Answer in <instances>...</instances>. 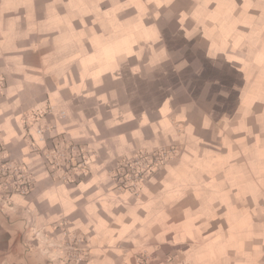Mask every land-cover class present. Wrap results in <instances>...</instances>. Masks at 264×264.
Segmentation results:
<instances>
[{"label":"crops","instance_id":"0c3cea01","mask_svg":"<svg viewBox=\"0 0 264 264\" xmlns=\"http://www.w3.org/2000/svg\"><path fill=\"white\" fill-rule=\"evenodd\" d=\"M0 264H264V0H0Z\"/></svg>","mask_w":264,"mask_h":264},{"label":"built area","instance_id":"2783aa9c","mask_svg":"<svg viewBox=\"0 0 264 264\" xmlns=\"http://www.w3.org/2000/svg\"><path fill=\"white\" fill-rule=\"evenodd\" d=\"M80 150L83 149L77 145H66L64 152H62L63 148L56 151L57 159L61 160L63 163L77 162L78 164L84 165L87 163L86 155L75 156L74 154L75 151H78L80 154ZM69 154H72L73 156H70ZM166 157L167 154L165 152H161L153 156L148 154H138L133 158L120 161L113 171L114 179L117 182L118 188L133 190L138 189L140 182L144 179L145 175L150 171L152 166L162 162ZM19 190L23 191L22 188H19ZM66 252H68V250H66ZM70 253L74 254V250H71Z\"/></svg>","mask_w":264,"mask_h":264},{"label":"rangeland","instance_id":"374dc122","mask_svg":"<svg viewBox=\"0 0 264 264\" xmlns=\"http://www.w3.org/2000/svg\"><path fill=\"white\" fill-rule=\"evenodd\" d=\"M60 148H61V147H60ZM60 148H59V149H60ZM62 148H63V151H62V152H64L66 146H63ZM59 149H58V150H59ZM82 149H83V150H80V154H79L78 151H75V153H74L75 156H79V155H80V156H84V154L86 155L85 149H84V148H82ZM69 155H70V156H73L72 154H69ZM75 156H74V157H75ZM126 159H128V158L121 159V161H122V160H126ZM73 245H74L73 243H69L68 241L63 242V245H62V254L65 256V254H66V250H68V253H67V254H69V253H70L69 250H71V249H70V246H71V247H74ZM66 256H67V255H66Z\"/></svg>","mask_w":264,"mask_h":264}]
</instances>
